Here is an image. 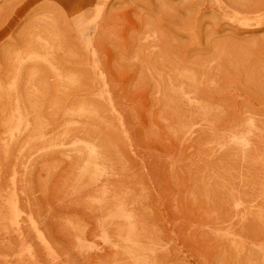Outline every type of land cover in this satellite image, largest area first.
<instances>
[{
  "label": "rangeland",
  "instance_id": "obj_1",
  "mask_svg": "<svg viewBox=\"0 0 264 264\" xmlns=\"http://www.w3.org/2000/svg\"><path fill=\"white\" fill-rule=\"evenodd\" d=\"M0 264H264V0H0Z\"/></svg>",
  "mask_w": 264,
  "mask_h": 264
},
{
  "label": "bare ground",
  "instance_id": "obj_2",
  "mask_svg": "<svg viewBox=\"0 0 264 264\" xmlns=\"http://www.w3.org/2000/svg\"><path fill=\"white\" fill-rule=\"evenodd\" d=\"M14 198V197H13ZM12 198V199H13ZM15 199V198H14ZM13 199V200H14ZM17 201V200H16ZM14 202V201H13ZM13 202H12V205H13ZM17 205V204H16ZM14 206V205H13ZM12 206V207H13ZM11 207V206H10ZM120 208H123V207H120ZM15 210V209H14ZM123 210V209H122ZM13 212V211H12ZM22 215V214H21ZM11 216V215H10ZM19 216V215H18ZM28 216V215H27ZM16 217V216H15ZM20 218V217H19ZM14 220V219H13ZM29 220V219H28ZM14 223V222H13ZM18 223H19V220H18ZM16 224V223H15ZM20 224H22V222L20 223ZM20 224H19V226H20ZM24 224V223H23ZM26 226V225H25ZM6 227H7V225H6ZM15 227H17V226H15ZM10 228V227H9ZM19 228V227H18ZM22 228V227H21ZM7 229V228H6ZM27 229V228H26ZM28 229H29V227H28ZM130 229H132V228H130ZM23 232V231H22ZM11 233V232H10ZM13 233V232H12ZM9 235V234H8ZM13 235V234H12ZM15 235H17L16 233H15ZM41 235H43V234H41ZM10 236V235H9ZM17 237H18V235H17ZM41 238V237H40ZM44 238V237H43ZM40 240V239H39ZM30 242V241H29ZM32 243V242H31ZM48 243V242H47ZM45 244V243H44ZM47 248H49V247H47ZM30 249V248H29ZM28 249V250H29ZM50 249V248H49ZM24 251H26V250H24ZM28 252V251H27ZM27 252H26V254H27ZM50 251H48V253H49ZM24 254V253H23ZM54 254V253H53ZM53 254H50V255H53ZM25 255V254H24Z\"/></svg>",
  "mask_w": 264,
  "mask_h": 264
}]
</instances>
